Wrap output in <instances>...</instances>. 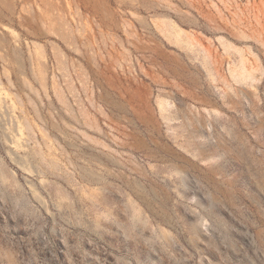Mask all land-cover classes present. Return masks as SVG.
I'll return each mask as SVG.
<instances>
[{
	"label": "rangeland",
	"instance_id": "374dc122",
	"mask_svg": "<svg viewBox=\"0 0 264 264\" xmlns=\"http://www.w3.org/2000/svg\"><path fill=\"white\" fill-rule=\"evenodd\" d=\"M0 264H264V0H0Z\"/></svg>",
	"mask_w": 264,
	"mask_h": 264
}]
</instances>
